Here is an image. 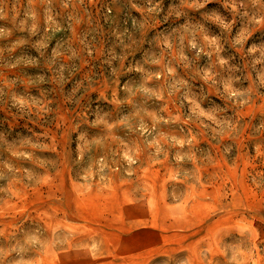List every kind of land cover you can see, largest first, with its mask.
<instances>
[{"label":"rangeland","instance_id":"rangeland-1","mask_svg":"<svg viewBox=\"0 0 264 264\" xmlns=\"http://www.w3.org/2000/svg\"><path fill=\"white\" fill-rule=\"evenodd\" d=\"M0 264H264V0H0Z\"/></svg>","mask_w":264,"mask_h":264}]
</instances>
